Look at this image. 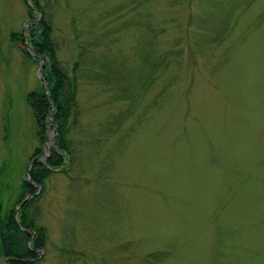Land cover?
<instances>
[{
  "label": "rangeland",
  "instance_id": "374dc122",
  "mask_svg": "<svg viewBox=\"0 0 264 264\" xmlns=\"http://www.w3.org/2000/svg\"><path fill=\"white\" fill-rule=\"evenodd\" d=\"M39 5L0 0L2 214L57 135L26 98L47 60L27 19L49 20L76 82L69 153L28 198L35 264H264V0Z\"/></svg>",
  "mask_w": 264,
  "mask_h": 264
},
{
  "label": "trees",
  "instance_id": "16d2710c",
  "mask_svg": "<svg viewBox=\"0 0 264 264\" xmlns=\"http://www.w3.org/2000/svg\"><path fill=\"white\" fill-rule=\"evenodd\" d=\"M33 4L39 5V0H33ZM28 9V15L34 16L33 8ZM28 41L33 51L47 58L44 65V81L40 86L28 91L26 98L33 110L35 123L38 126L37 134L44 140L49 130H54L57 135L50 146V153L45 159L36 158L30 168V182L22 179V192L14 205L3 214L0 212V252L6 258L7 264H35V260L41 256L44 248L45 230L41 228L28 214V206L31 199L25 200L15 217V204L20 203L25 195L35 193L37 185L42 186L44 179L49 175L52 167L62 164L64 155L69 153L65 132L68 119L75 105L76 82L75 76L68 75L57 59V43L52 37V27L49 20L43 16L38 21L29 25ZM16 38L15 32L10 35ZM27 52L26 49H24ZM47 86V93L45 92ZM40 146L34 148L30 160L40 153ZM65 153V154H64ZM1 211V208H0ZM27 228L33 229L32 231ZM33 235L30 244L28 239Z\"/></svg>",
  "mask_w": 264,
  "mask_h": 264
},
{
  "label": "water",
  "instance_id": "95a60500",
  "mask_svg": "<svg viewBox=\"0 0 264 264\" xmlns=\"http://www.w3.org/2000/svg\"><path fill=\"white\" fill-rule=\"evenodd\" d=\"M29 3V2H28ZM30 4V3H29ZM26 45H27V47H29V48H31V46L26 42ZM43 65H44V61H43V59L41 60V63H40V66H39V68H38V70H39V72H40V74H39V76H40V78H42V75H41V72H42V67H43ZM45 92H47V88H46V91ZM49 140H47L46 142H48ZM39 156H41V155H38V156H35L31 161H30V163L28 164V167H27V174H29L30 173V168H31V164H32V162H33V160L34 159H36V158H38ZM28 179H29V181L31 182L32 181V179H31V177L30 176H28ZM33 195V193H29L28 195H26L23 199H22V201L20 202V204L19 205H21L25 200H27L29 197H31ZM19 205L17 206V207H19Z\"/></svg>",
  "mask_w": 264,
  "mask_h": 264
}]
</instances>
